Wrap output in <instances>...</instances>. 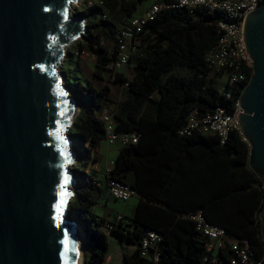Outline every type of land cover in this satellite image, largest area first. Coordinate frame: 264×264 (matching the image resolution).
Segmentation results:
<instances>
[{"label": "trees", "instance_id": "obj_1", "mask_svg": "<svg viewBox=\"0 0 264 264\" xmlns=\"http://www.w3.org/2000/svg\"><path fill=\"white\" fill-rule=\"evenodd\" d=\"M145 1L100 0L102 6L75 13L86 19L76 51L96 57L95 78L100 79L116 62L117 31L137 15ZM103 12L109 14L108 20L101 19ZM111 16L115 21H110ZM217 18L218 13L205 8L193 13L169 9L150 21L141 35V45L131 55L132 80L119 73L113 82L129 83L123 104L108 98L107 86L98 91L90 82L67 84L80 104L69 131L78 161L72 167L77 187L67 217L82 227L85 245L92 248L91 257L83 264H101L110 247L103 230L106 221L94 212L106 180L121 181L138 194L132 216L110 232L135 247L124 264H214L205 261L207 238L189 219L197 212L222 227L229 237L247 240L255 257L264 258L260 220L264 182L249 166L248 143L237 130L224 144L216 135L180 134L191 112L212 113L217 107L233 110L244 89L238 85L233 99L227 100L206 62L220 36ZM113 104L116 131L137 133L139 142L121 148L111 172L101 181L90 171L97 161L91 152L105 141L104 124L96 112ZM147 230L163 235L157 261L140 255L139 241ZM230 256L228 248L220 251L216 264H225Z\"/></svg>", "mask_w": 264, "mask_h": 264}, {"label": "water", "instance_id": "obj_2", "mask_svg": "<svg viewBox=\"0 0 264 264\" xmlns=\"http://www.w3.org/2000/svg\"><path fill=\"white\" fill-rule=\"evenodd\" d=\"M78 2L0 0V264L78 261L75 226L84 233L67 206L73 181L77 187L73 101L79 111L80 104L57 71L84 35V18L73 14ZM243 41L253 75L238 126L264 182V2L246 16ZM260 220L264 238V205Z\"/></svg>", "mask_w": 264, "mask_h": 264}, {"label": "built area", "instance_id": "obj_3", "mask_svg": "<svg viewBox=\"0 0 264 264\" xmlns=\"http://www.w3.org/2000/svg\"><path fill=\"white\" fill-rule=\"evenodd\" d=\"M81 2H84L88 8L103 5L100 0H97L96 3L93 0H79L77 4ZM263 2L264 0H175L172 4H152L143 14L129 18L118 29L116 43L119 50L116 62L108 66L110 80L114 82L117 74H123L124 70L130 67L131 55L141 45V35L149 22L154 20L161 11L186 9L193 13L199 8H205L210 13H218L216 26L220 35L216 46L207 53L206 62L215 79L225 78V86L221 93L227 100H232L233 89L238 85H244L245 89L253 75V62L248 56L243 41V26L248 13L255 9L257 3ZM76 11L78 12V10ZM101 19L108 20L109 14L103 12ZM84 25L86 26V19H84ZM123 86L128 88L129 83L127 82ZM239 100L235 103L233 110H229L227 107H217L212 113H200L198 110H194L189 114L186 125L180 134L182 136L216 135L224 144L232 131L237 130L241 134L237 116L242 112ZM98 118L104 124L107 145L124 148L138 144L139 135L137 133H118L116 131L115 115L112 110H102ZM112 168L113 164L102 175L101 181L106 180V176ZM100 182H98L99 186ZM105 182L109 196L114 201L128 202L138 196L133 188L121 181L106 180ZM96 206L101 205L97 203L94 210ZM189 219L195 222L197 230L207 238L205 261L209 259L216 264L217 255L220 251L228 248L231 251V256L225 264H264V258L257 259L255 257L247 240L229 237L222 227L207 222L201 212L190 215ZM124 220L123 215H118L113 220L106 221L103 230L111 232ZM162 240V234L147 230L139 241L141 257L157 261L160 257L158 248Z\"/></svg>", "mask_w": 264, "mask_h": 264}, {"label": "crops", "instance_id": "obj_4", "mask_svg": "<svg viewBox=\"0 0 264 264\" xmlns=\"http://www.w3.org/2000/svg\"><path fill=\"white\" fill-rule=\"evenodd\" d=\"M152 5V4H151ZM150 5V6H151ZM149 6V7H150ZM147 7L144 12L149 8ZM143 12V13H144ZM142 13V14H143ZM138 15V14H137ZM141 15V14H140ZM136 51H134L135 53ZM84 54L76 52H72L71 59L74 61V68L72 69L73 77L75 82L76 81H82V82H90L98 91L102 90L105 86L109 88L108 98L115 102V103H125L127 100L128 90L126 87H124L121 84L113 83L110 80V73L108 71H103L101 73V78H95L94 77V68L96 64V57L90 56L87 59H84ZM85 66H92V69L90 71L89 76L84 74V68ZM123 74L129 79L132 80L133 73L131 66L124 70ZM69 79V78H68ZM114 105V104H113ZM115 106V105H114ZM109 107V106H108ZM108 107H104L101 110H98L96 112L97 116L101 113L102 110L108 109L111 110ZM121 150V147L119 146H109L106 144L105 141H101L97 148H95L91 152V156L93 158H96V163L91 165L90 171L93 174L95 179L101 180L102 175L106 173L107 169L110 168V165L114 163L116 157L118 156L119 152ZM103 192L101 194V197L98 199V203L102 204V201L104 200L106 204L104 207H102V213L95 214L98 216L99 219H103L105 221L112 220L118 215H121L118 212H115L113 210H110L107 208L108 201L111 199L108 195V189L106 185H102ZM138 204V198L136 201V205ZM134 206V208L136 207ZM131 211L130 215H123L125 218H130L132 216L133 210ZM111 235L114 236V247L111 245L112 242L110 241V247L109 250L105 256V260L101 264H124V259L127 256H130L134 250L135 247L132 245H129L130 247L134 248V250H131L130 248H126L124 245V239L121 237H118L117 235H114L111 233ZM86 254V253H85ZM90 257H86V255L83 256V259L88 260Z\"/></svg>", "mask_w": 264, "mask_h": 264}, {"label": "rangeland", "instance_id": "obj_5", "mask_svg": "<svg viewBox=\"0 0 264 264\" xmlns=\"http://www.w3.org/2000/svg\"><path fill=\"white\" fill-rule=\"evenodd\" d=\"M159 1L160 0H147V1H145L141 5V7L139 8V11L137 12V14L138 15L142 14L147 7H149L151 4L158 3ZM93 2L96 3L97 0H93ZM87 9H89L87 7V5L84 2H81V3L73 6V10H74L73 14H75V11L76 10H78V12L80 13V12H85ZM99 20H100V18L98 17L97 18V21L100 22ZM110 21H112V22L115 21L112 16L110 18ZM76 50H77L76 42H74L73 44L69 45L66 48V52L67 53L76 52ZM88 57H90V55H88L86 53V54H84V57L83 58L84 59H87ZM73 68H74V61L71 59V56H69V57H67V59H65V61L59 66V68L57 70L58 71V74L63 77V84L67 88L68 91H69V88H68L67 84L68 83L70 85L75 84V80H74L73 72H72V69ZM91 69H92V66H89V67L88 66H85V68H84V74L89 76ZM216 85H217L218 89L221 91L224 88V86H225V78H223V79H216ZM70 96H73V95L70 93ZM108 108H110L112 111L115 110V106L114 105H110ZM75 118H73L72 124L74 123ZM77 161H78L77 158H75V161L73 162V164H72L71 167H73L77 163ZM73 191L75 192L76 191V188ZM136 201H137V198L136 197L130 199L128 202L114 201L113 199H110L108 201L107 208H109L110 210H113L115 212H118L121 215H124V214L125 215H130L132 209L136 205ZM105 204H106V202L103 200L102 201V204H100L101 206H96L95 207L94 212H97L99 214L102 213V207H104ZM105 233L109 237L111 236L110 237V241L112 242L111 245L114 247L115 246L114 243H113L114 242V239H115L114 236L111 235L110 232H105ZM82 239L83 240H82V259H81V264L84 263L83 256L86 255V257H91V253H92L91 246L90 245H85L84 235H83ZM124 245H125L126 248H130L131 250H134V248L130 247L125 240H124Z\"/></svg>", "mask_w": 264, "mask_h": 264}, {"label": "bare ground", "instance_id": "obj_6", "mask_svg": "<svg viewBox=\"0 0 264 264\" xmlns=\"http://www.w3.org/2000/svg\"><path fill=\"white\" fill-rule=\"evenodd\" d=\"M79 113V105L76 101H73V108H72V119L75 118L77 116V114ZM73 190L76 188V183L75 181H73V184H72V187H71ZM75 229H76V233H77V238H76V244L78 245L76 247L77 250V258H78V261H77V264H81V259H82V237H83V234L80 230L79 227L75 226Z\"/></svg>", "mask_w": 264, "mask_h": 264}]
</instances>
